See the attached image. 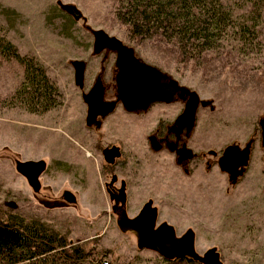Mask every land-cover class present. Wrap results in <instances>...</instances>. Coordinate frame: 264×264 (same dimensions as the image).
Wrapping results in <instances>:
<instances>
[{
    "label": "rangeland",
    "instance_id": "obj_1",
    "mask_svg": "<svg viewBox=\"0 0 264 264\" xmlns=\"http://www.w3.org/2000/svg\"><path fill=\"white\" fill-rule=\"evenodd\" d=\"M119 6V0H0V36L38 62L60 92L57 106L42 113L28 111L15 96L23 66L0 55V218L44 222L71 243L107 249L115 263H161L160 254L139 249L137 237L118 227L105 186L115 173L118 185L123 180L129 186L132 213L144 200H153L158 221L172 226L177 237L187 229L194 232L199 255L216 248L222 264H264L259 126L264 118V9L253 13L248 1L230 0L233 19L222 38L211 49L187 54L160 34H132ZM244 25L248 30L242 33ZM97 29L197 93L200 102H208L199 105L190 138L205 154L203 163L192 162L186 173L163 153L150 156L139 146L145 116H123L120 106L98 119L100 129L87 128L82 95L102 67L108 80L104 97L114 98L107 68L112 54L93 53L91 30ZM75 60L86 64L81 89L74 81ZM110 140L121 145L116 168L101 153ZM248 142L252 146L245 172L231 184L215 166V153L229 145L244 148ZM26 161L46 164L38 190L17 169ZM148 162L154 165L148 167Z\"/></svg>",
    "mask_w": 264,
    "mask_h": 264
},
{
    "label": "trees",
    "instance_id": "obj_2",
    "mask_svg": "<svg viewBox=\"0 0 264 264\" xmlns=\"http://www.w3.org/2000/svg\"><path fill=\"white\" fill-rule=\"evenodd\" d=\"M230 0H119L120 17L134 35L160 34L185 53H200L222 38L232 22ZM251 11L262 13L264 0H246ZM248 30L246 25L239 31ZM244 33V32H242ZM0 55L23 66V79L15 96L30 112L42 113L59 104L58 87L32 57L0 36ZM110 252L85 242L71 243L44 222L0 218V264H141L137 260L115 263ZM155 264H200L187 257Z\"/></svg>",
    "mask_w": 264,
    "mask_h": 264
},
{
    "label": "water",
    "instance_id": "obj_3",
    "mask_svg": "<svg viewBox=\"0 0 264 264\" xmlns=\"http://www.w3.org/2000/svg\"><path fill=\"white\" fill-rule=\"evenodd\" d=\"M68 12L75 14L72 7H64ZM93 35V53L99 54L103 50L116 52V99L104 100V88L100 80L91 89L82 95L87 106L86 124L92 125L98 116H105L113 111L117 102H121L126 110L137 111L146 109L155 101L170 102L177 92L181 91L186 97V106L181 119H184L190 132L195 123L196 111L199 105L207 106L208 102H200L194 91L179 85V83L156 67L147 65L134 55L132 48L124 45L119 39L108 35L101 29L91 30ZM74 69L75 84L82 88L84 81L85 63L75 60L71 63ZM261 130V146L264 149V118L259 120ZM191 152L190 150H188ZM249 145L241 149L237 145L227 146L221 157V169L229 176V182L235 184L244 173L248 163ZM46 164L43 161H26L18 165V171L28 180L34 190L40 187L39 176L44 172ZM122 187H124L122 183ZM72 201V195L67 194ZM147 202L140 215L134 219L125 217L117 221L122 232H126L133 220L132 227L141 231L137 236L139 249H149L160 254L164 259L172 260L187 257L200 264H222L220 253L216 248L208 249L203 255L195 251V235L191 229L177 237L173 227L163 223L159 230L151 234L153 222L157 218V209ZM150 223L143 228L144 222Z\"/></svg>",
    "mask_w": 264,
    "mask_h": 264
},
{
    "label": "flooded vegetation",
    "instance_id": "obj_4",
    "mask_svg": "<svg viewBox=\"0 0 264 264\" xmlns=\"http://www.w3.org/2000/svg\"><path fill=\"white\" fill-rule=\"evenodd\" d=\"M108 51H110L111 52L110 54H112V57H110L109 62L107 63V68H108V71H110V74L112 75V78H113L112 85H113V90H114V98L105 99L104 97V100L112 101L116 99V79L115 77H116V69H117L116 67L117 54L114 51H111V50H108ZM107 56H108V53H104L103 60H106ZM103 68L104 67H102L100 71L97 72V74L95 75L93 83L90 86V89L97 82V80H100L103 85L104 95H105L106 87L108 86L107 84L108 80L106 79V76H105L106 69H103ZM186 100H187V97L181 91H179L175 94L174 99L170 102L155 101L150 106H148L146 109H139L137 111H128L125 109V107L123 106L121 102H117L112 112H110L109 114L105 116H98L96 118V122L93 123L92 125H87L88 126L87 128L100 129L102 127V124L98 119L102 120V119L109 117L115 112L118 106L122 108L123 116L133 115L136 117V119L139 117L145 116L143 123L139 126L141 130L144 128L143 132L141 133L140 139H139L141 142L139 146L143 147L144 150L150 154V156H155V154L157 155L158 153H163L165 157L169 158V161H171L172 164L176 165L178 168H181L184 172L187 173L189 171L188 167L191 165L192 162H195V161L196 163L204 162L205 154L200 152L197 148H195L191 144V140H190L192 136V132L195 128L196 117H195L194 126L190 132L188 131L186 121L184 119L180 120V117H182L183 112L185 110ZM86 111H87V106H86ZM118 141L119 140H115L113 142L111 140L108 141L107 142L108 144H106L103 147L102 152H101L106 164L108 166H112L115 168L120 163L119 161L121 160V156H122L121 145L118 143ZM248 145H249V157H248V161H249L251 146H252L251 142H248L244 146V148H246ZM244 148H241V149H244ZM188 150H190L191 152H189ZM223 151L224 149H222L218 153H215V156H216L215 166H217V168L223 174H225L227 178L229 179L228 174L221 169L220 162H221ZM149 159H151V157ZM148 163H146V166L148 167H151L152 165H154L153 163H150V162ZM111 180L112 181L106 183L105 186H106L108 197L111 201V212H112V215L115 217L116 221L124 219L125 217L129 219H134L135 217L140 215L144 205L149 201L152 202L151 206L155 207L153 200H150L148 198L143 201L141 207H136L132 213L130 209L131 207L128 206V202H127V191L129 188L127 182L120 180V185H118L117 183L118 177L115 173H113ZM122 183L124 187H122ZM149 223L150 222L146 220L144 222L143 228H145ZM163 223H164L163 221L162 222L158 221V210H157V218L153 222L151 234L154 233V231L159 230ZM132 224H133V220L130 221V227L126 232H131L137 237L138 235L141 234V231L133 228Z\"/></svg>",
    "mask_w": 264,
    "mask_h": 264
}]
</instances>
